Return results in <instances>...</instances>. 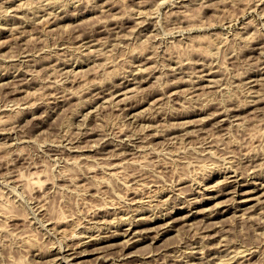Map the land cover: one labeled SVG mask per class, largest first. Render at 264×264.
<instances>
[{"label":"rangeland","instance_id":"obj_1","mask_svg":"<svg viewBox=\"0 0 264 264\" xmlns=\"http://www.w3.org/2000/svg\"><path fill=\"white\" fill-rule=\"evenodd\" d=\"M0 78V264H264V0H0Z\"/></svg>","mask_w":264,"mask_h":264},{"label":"bare ground","instance_id":"obj_2","mask_svg":"<svg viewBox=\"0 0 264 264\" xmlns=\"http://www.w3.org/2000/svg\"><path fill=\"white\" fill-rule=\"evenodd\" d=\"M49 15H52V14H49ZM54 15V14H53ZM90 41V40H89ZM82 44V43H81ZM86 44H88V43H86ZM82 45H84V43L82 44ZM204 65V64H203ZM1 79V78H0ZM258 79V78H257ZM253 80V79H252ZM255 80V79H254ZM251 81V80H250ZM255 81H257V80H255ZM54 93V92H53ZM57 93V92H56ZM59 94V93H58ZM65 94V93H64ZM53 95H56L55 93L53 94ZM52 95V96H53ZM58 96V95H57ZM54 97V96H53ZM54 99V98H53ZM57 100V99H56ZM56 104V103H55ZM227 107V106H226ZM226 107H225V109H226ZM224 109V108H223ZM228 110H229V108H227ZM221 111V110H220ZM222 112V111H221ZM229 115V114H228ZM133 117H135V116H133ZM136 119V118H135ZM112 174V173H111ZM113 174H114V172H113ZM227 176V175H226ZM226 178V177H225ZM237 178V177H236ZM227 179V178H226ZM238 181V180H237ZM3 207H4V204L2 205ZM138 211V210H137ZM136 211V212H137ZM226 212V211H225ZM133 217H135V216H133ZM130 219V218H129ZM122 220V219H121ZM132 220V219H131ZM123 221V220H122ZM127 221H128V219H127ZM116 222V221H115ZM132 222V221H131ZM134 222V221H133ZM124 223V222H123ZM127 223V222H126ZM115 224V223H114ZM117 224V223H116ZM115 224V225H116ZM119 224V223H118ZM121 224H122V222H121ZM172 225V224H171ZM102 227V226H101ZM169 228V227H168ZM167 227H166V229H168ZM91 229V228H90ZM128 230V229H127ZM130 230V229H129ZM163 230V229H162ZM143 235V234H142ZM101 237V236H100ZM144 237V236H143ZM86 244V243H85ZM131 244V243H130ZM129 246V245H128ZM247 249V248H246ZM60 250V249H59ZM182 251V250H181ZM239 252H240V250H238ZM247 250H245V252H246ZM250 251V250H249ZM183 253H184V251H182ZM186 252V251H185ZM232 252V251H231ZM244 252V253H245ZM60 253V252H59ZM183 253L181 254V255H183ZM236 253H237V251H236ZM242 253V252H241ZM250 253H251V251H250ZM186 254V253H185ZM188 254V253H187ZM187 254H186V256H187ZM240 254V253H239ZM229 255L231 256V253H229ZM234 255V254H233ZM180 256V255H179ZM194 256V255H193ZM237 256H238V254H237ZM236 256V257H237ZM241 256V255H240ZM243 257H244V255H242ZM241 256V257H242ZM246 256V255H245ZM63 257H64V254H63ZM67 257V256H66ZM188 257V256H187ZM183 258V257H182ZM233 258V257H232ZM235 258V257H234ZM229 259H231V258H229ZM237 259V258H236ZM248 259V258H247ZM184 260H185V258H184ZM188 261V260H187ZM237 261V260H236ZM241 262V261H240ZM55 263H57V262H55Z\"/></svg>","mask_w":264,"mask_h":264}]
</instances>
